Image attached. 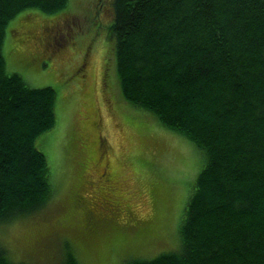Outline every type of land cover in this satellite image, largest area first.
Instances as JSON below:
<instances>
[{
    "label": "trees",
    "instance_id": "obj_1",
    "mask_svg": "<svg viewBox=\"0 0 264 264\" xmlns=\"http://www.w3.org/2000/svg\"><path fill=\"white\" fill-rule=\"evenodd\" d=\"M68 2L0 0V222L52 199L35 140L55 123L54 90L7 71L5 28L22 11L53 14ZM110 12L122 98L204 159L179 249L123 264H264V0H113ZM65 257L59 264H79ZM0 264H12L1 245Z\"/></svg>",
    "mask_w": 264,
    "mask_h": 264
},
{
    "label": "rangeland",
    "instance_id": "obj_2",
    "mask_svg": "<svg viewBox=\"0 0 264 264\" xmlns=\"http://www.w3.org/2000/svg\"><path fill=\"white\" fill-rule=\"evenodd\" d=\"M111 7L113 0H69L53 14L22 11L5 28L7 71L32 88L55 92L54 126L35 140L53 197L45 208L0 222V245L12 264H59L67 254L79 264H123L179 249L178 225L203 155L122 98L109 35ZM62 29L67 44L48 48L47 40ZM97 137L115 176L108 188L109 198L119 202L115 211L111 203L109 210L90 209L101 204L88 199L102 195L100 185L79 201L69 191L80 158L94 152ZM95 171L88 166L85 175ZM89 214L100 216L99 222Z\"/></svg>",
    "mask_w": 264,
    "mask_h": 264
},
{
    "label": "flooded vegetation",
    "instance_id": "obj_3",
    "mask_svg": "<svg viewBox=\"0 0 264 264\" xmlns=\"http://www.w3.org/2000/svg\"><path fill=\"white\" fill-rule=\"evenodd\" d=\"M63 29L61 30V32L59 33L58 30L55 31V35L54 37H50L47 40V47L53 49V50H58L59 48L63 47L65 44H67V41L65 40V36H61L60 34H62ZM60 38V39H59ZM64 38V40H62ZM61 40V41H60ZM54 42V44H52ZM85 64L82 65L81 68H83ZM95 145L96 148L94 149V152L89 155L88 158H80L79 160V170L77 173V178L75 180V183L73 185V187L69 190V188H67V190L70 191V195L74 194L76 201L78 200H83L84 197V192L88 191L89 188L94 189L97 185H100V191L102 193L101 196H93V197H89L88 199L91 202H99L100 201V205L98 204H94L90 206L91 210H109V204H113L111 205V211H115L117 207L116 206L118 203L116 201H114L113 199L109 198V184L111 182V180L115 177L113 175V171L110 167V164L108 161L104 160V155L101 153L102 150L101 148L103 147L102 144V138L101 137H97V139L95 140ZM88 166H94L96 171L95 173L92 174H88L87 176L85 175V171L87 169ZM92 176H94V178H92ZM96 192V191H94ZM91 198V199H90Z\"/></svg>",
    "mask_w": 264,
    "mask_h": 264
}]
</instances>
